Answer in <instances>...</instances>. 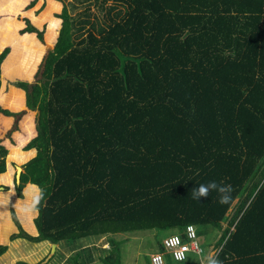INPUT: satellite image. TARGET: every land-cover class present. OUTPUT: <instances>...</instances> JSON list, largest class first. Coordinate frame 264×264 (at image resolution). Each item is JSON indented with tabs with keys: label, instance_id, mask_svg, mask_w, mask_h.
<instances>
[{
	"label": "trees",
	"instance_id": "16d2710c",
	"mask_svg": "<svg viewBox=\"0 0 264 264\" xmlns=\"http://www.w3.org/2000/svg\"><path fill=\"white\" fill-rule=\"evenodd\" d=\"M28 1L0 0V113L8 115L0 114V135L11 111L24 110L25 134L5 142L20 148L36 135L39 110L37 135L23 147L37 154L14 177L18 197L26 183L38 185V215L37 187L28 185L23 202L0 194V241L12 195L38 233L10 209L9 239L55 242L43 264L64 250L69 264H120L113 235L149 231L161 250L162 231L188 224L221 229L220 264H264V0H77L84 5L75 11L61 0L57 16L59 0L37 13L43 0ZM20 14L30 20L24 27ZM44 22L45 43L33 33L41 38ZM54 40L41 79L6 88L9 78L31 80ZM6 155L0 144V174ZM29 155L15 150L10 159ZM12 172L0 182L12 186ZM210 181L232 186L228 203L216 191L192 198ZM101 236L111 248L96 256L92 240ZM6 248L0 243V254Z\"/></svg>",
	"mask_w": 264,
	"mask_h": 264
},
{
	"label": "rangeland",
	"instance_id": "374dc122",
	"mask_svg": "<svg viewBox=\"0 0 264 264\" xmlns=\"http://www.w3.org/2000/svg\"><path fill=\"white\" fill-rule=\"evenodd\" d=\"M30 1H33V2L29 5L28 3ZM37 1L38 0H29L28 3L25 5V8L31 7ZM64 1L67 4L69 2V0H64ZM73 1L76 3V7H75L74 11L83 8V5H84L83 3H80L77 0H73ZM59 2H60V8L58 11H53V15H56L58 12L61 11L63 1L59 0ZM45 4H46V0H43V2L39 5V7L37 9H34L33 12H36V13L39 12L45 6ZM19 19L24 21L23 27L27 24V22L30 23L29 18L24 16V15L20 14ZM60 23H61V20H60ZM46 25H47V23L44 22L43 24H41V27H38L39 30H42V37L41 38H39L37 36V34L34 33L36 31H33L34 36H36L38 38V40L40 42H43V43H45L44 34H45V30H46ZM23 27L19 28V32H22ZM34 27H36V26H34ZM59 27H60V24H59ZM59 27L57 28V34H58ZM56 38H57V36H56ZM56 38H55V40H56ZM55 40L53 41L52 44H54ZM8 47L10 50L11 45H8ZM49 48L51 49V47H49ZM9 50H8V52H9ZM46 50H47V48L45 49V52L42 54L41 58L39 59L37 65H36V68H34L33 77L31 80L28 81V80H21L18 78H9V79H6V88L9 87L10 85H13V83L15 81H19V80L25 81L30 85L37 83L42 77V71L44 68V57L46 58V55H47ZM7 53H6V55H7ZM19 53H20V56L22 57L23 56L22 54H25L26 51H24V49L20 48ZM1 80H2V77H1V68H0V81ZM13 86H15V85H13ZM24 93H25V91H24ZM24 105H25V101H24ZM33 112H34V118H36L37 110H34ZM14 114H16V113H14ZM18 114L21 115V112ZM8 158L10 159V155H8V156L6 155V157H5V167H6V161L7 162L9 161ZM11 162H12V167H11V164H9L8 168H11L13 171L11 174L12 185H13V194L15 197L20 199L21 202H23L27 198L28 185L25 184V186L23 187L22 197H18L16 195V192H15L14 177H15L16 167L21 166V164H20V161H18L17 159L16 160L12 159ZM8 168H7V170H8ZM0 185L3 186L0 189V194L8 193L7 190L9 189V186L7 184H5L4 182H0ZM4 187H5V189H4ZM11 196L12 195L7 197V200H6V214H7V217L9 219L10 223L12 224V229L9 231L10 227L7 226V228H9L8 229L9 232L8 231L6 232V233H8L6 235L7 240L5 242H1V243L6 244L7 248L2 254H0V264H16L17 260H25V262H28V263L40 262V264H43L42 260H44V258H45V260H48L47 259L48 255H50V254L52 255L55 251L54 248L52 250V244L50 242H47V243L30 242L29 240H27L23 237H16V238L11 239V240L9 239L10 233L17 231V227L13 223L11 216H10V209L15 214V216H16L18 222L20 223L21 227L22 228L26 227L23 220H21L22 218H19L17 215V210L15 209V206H14V205H16V203L12 204ZM38 199L39 198L37 195V198H34V202L32 204L33 205L32 210L36 211V215H34L33 218L38 215V209H36V205L39 201ZM235 208H236V201L233 202L231 208L228 211V218H230L232 216V213H233ZM32 222H33V219H32ZM225 224H227V221L221 223V227H224ZM33 225L36 226V224H34V222H33ZM23 229L26 232H29L30 234L34 233V230L29 231L26 228H23ZM170 232H171L170 230H166V231H162L161 234H168ZM220 233H221V229H213L209 226L201 227L200 229L197 230V232H195L196 240L199 243V245L201 246L203 252L206 250L208 244L212 243L218 237V235ZM153 234L154 233H152V232L146 231V232H142V233H135V234L127 235L128 240H126L125 242L122 241V243L119 245L120 264H149V255L156 250L154 242H155V244L157 243L155 241V237L153 236ZM113 237L115 239H117L118 241H120L122 239L121 237H123V236L115 234V235H113ZM106 238H107L106 236H101V237H98V238L92 240V241H94V243L96 245L95 247L97 249H99L98 253H97V251L95 252L96 256L104 253V252H102L101 249L106 248L109 250L111 248V244L107 243ZM119 238H121V239H119ZM160 240H162V239L160 238ZM55 246H56V244H55ZM65 255H67V253L64 250V255L61 258H57V257H54L53 259L50 258L49 262L48 263L46 262V263L47 264H69L67 262V260H65V258H64ZM199 262H200V258H198L192 254H188V259L186 260V262H183V263L174 262V260L169 255L165 257V264H199ZM99 264H101V263H99Z\"/></svg>",
	"mask_w": 264,
	"mask_h": 264
},
{
	"label": "built area",
	"instance_id": "2783aa9c",
	"mask_svg": "<svg viewBox=\"0 0 264 264\" xmlns=\"http://www.w3.org/2000/svg\"><path fill=\"white\" fill-rule=\"evenodd\" d=\"M172 233L161 240V250L155 251L149 255V264H165V256L169 255L174 262H186L188 254L198 258L201 257L202 248L196 240L194 226L188 224L182 233ZM219 249H214L208 257L215 258ZM180 257H183L182 259ZM199 264H208V259H201Z\"/></svg>",
	"mask_w": 264,
	"mask_h": 264
},
{
	"label": "crops",
	"instance_id": "0c3cea01",
	"mask_svg": "<svg viewBox=\"0 0 264 264\" xmlns=\"http://www.w3.org/2000/svg\"><path fill=\"white\" fill-rule=\"evenodd\" d=\"M61 19V18H60ZM34 33H36V32H34ZM0 86H1V81H0ZM18 88V87H17ZM20 88V87H19ZM22 89V88H21ZM24 101H25V94H24ZM0 107H1V105H0ZM25 107H26V104H25ZM1 108H3V107H1ZM27 108V107H26ZM5 109V108H4ZM28 109V108H27ZM28 110H30V109H28ZM9 111H11V110H9ZM23 111V112H22ZM11 112H13V111H11ZM21 112V115H19L18 113H20ZM13 113H16V114H13L12 116H13V121H12V123L10 124V126L8 127V128H6L5 130H3L2 132H1V134L2 135H0V144L1 145H3L6 149H7V156L8 155H10V153L12 152V151H15V150H17V151H21V152H23V153H29L30 155H29V157L27 158V159H25V160H23V161H20V164H21V166H22V164L23 163H25L27 160H29L30 158H32L34 155H36L37 154V150H36V148H30V149H27V150H25V149H23V147L28 143V141H30L34 136H36L37 135V128H36V121H37V116H36V118H34V116H33V124H34V130H36V135H34L31 139H29L23 146H21L20 148H15V149H11V150H9L8 149V147H6V145H5V142H6V140L7 141H9L11 144H15V145H17V139H16V136H15V134L16 133H24L25 134V132H24V130H23V126L21 125L22 124V120H23V118H24V116L26 115V113H25V111L24 110H20V111H14ZM1 115H3V116H8V115H5V114H3V113H0ZM15 115V116H14ZM11 151V152H10ZM8 162L6 161V167H5V170H7V168H8V166H9V164H11V167H12V159H9L8 158ZM20 166V167H21ZM19 167V166H18ZM10 171V168H8V170L6 171V172H2L1 174H0V176H2V175H5L6 173H8ZM21 171H22V168H21ZM8 185V184H7ZM26 185H29V186H33V187H37L38 188V198H39V192H40V189H39V187H38V185H36V184H32V183H26ZM9 186V189L7 190L8 191V193L9 192H12L13 193V185L11 186V185H8ZM8 193H6V194H8ZM4 194V193H3ZM13 196H14V194H13ZM15 197V196H14ZM15 199H17V201L18 200H20V199H18L17 197H15ZM39 200V199H38ZM15 202H13L12 201V204H14ZM6 206V205H5ZM33 212L34 213H36V211H34L33 210ZM8 218V217H7ZM9 220V219H8ZM9 223H10V221H9ZM23 226V225H22ZM8 227H10V229H9V231L12 229V224L10 223V225L8 224ZM23 228H26V227H23ZM27 229V228H26ZM27 230H29V229H27ZM34 230V233L33 234H37L38 233V229H37V227L36 226H34L33 225V227H32V229L31 230H29V231H33ZM8 231V232H9ZM7 232V231H6ZM8 233H6V235H7ZM116 235H120V236H123V237H121V238H119V239H121L120 241H118L117 239V241H118V243H119V245L122 243V241H126V240H128V236H127V234H124V233H118V234H116ZM165 235L166 234H160V238L162 239L163 237H165ZM154 236V235H153ZM113 237V236H112ZM115 237V236H114ZM113 237V238H114ZM107 239V238H106ZM115 239V238H114ZM217 239V238H216ZM215 239V240H216ZM7 240V236H5L4 237V239H2L1 241H0V243L1 242H5ZM214 240V241H215ZM156 241V240H155ZM214 241L212 242V243H210V244H208V246H207V248H206V250H205V252L206 253H209L210 252V247L213 245V243H214ZM107 243H108V241H107ZM109 244V243H108ZM154 245H155V247H156V250L155 251H157L158 250V248H159V246L157 245V243L155 244V242H154ZM103 249H105V250H108V249H106V248H103ZM91 250V252H92V254L93 253H95L96 251H97V253H98V250L99 249H94V248H91L90 249ZM101 251V250H100ZM154 251V252H155ZM102 252H104L103 250H102ZM166 256H168V255H166ZM165 256V257H166ZM97 258V257H96Z\"/></svg>",
	"mask_w": 264,
	"mask_h": 264
},
{
	"label": "clouds",
	"instance_id": "9594fccd",
	"mask_svg": "<svg viewBox=\"0 0 264 264\" xmlns=\"http://www.w3.org/2000/svg\"><path fill=\"white\" fill-rule=\"evenodd\" d=\"M212 191H216L219 194V202L221 204H226V203H228V201L230 199V195L233 191V188L231 185H223V184H218L215 181H210L207 184H199V185L195 186L192 189V198L195 200H200L201 198L207 199ZM232 229H233V226L231 227V230ZM180 234H182V233H180ZM217 248L219 249L220 246L214 247V243H213V245L210 247V252L214 249H217ZM210 252L209 253L205 252V254H204L202 251L200 258L201 259H208V264H220V261L218 259L213 258L211 256L208 257ZM180 258L182 259L183 257H180Z\"/></svg>",
	"mask_w": 264,
	"mask_h": 264
},
{
	"label": "water",
	"instance_id": "95a60500",
	"mask_svg": "<svg viewBox=\"0 0 264 264\" xmlns=\"http://www.w3.org/2000/svg\"><path fill=\"white\" fill-rule=\"evenodd\" d=\"M46 44H48V43H46ZM53 45L54 44L51 45V48L53 47ZM49 50H50V48H47L46 53H48ZM44 62H45V57H44ZM39 113H40L39 110H37V121H38V118H39ZM20 173H21V167L20 166L19 167H16V172H15V179H16V181H18L19 176H20ZM2 187L3 186L0 185V189ZM181 236L184 237L183 234H181ZM51 244H52V250H53V248L55 249V242H51Z\"/></svg>",
	"mask_w": 264,
	"mask_h": 264
}]
</instances>
